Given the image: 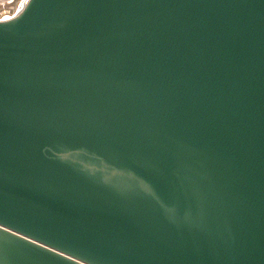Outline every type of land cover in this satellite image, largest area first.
Segmentation results:
<instances>
[{
  "label": "water",
  "instance_id": "1",
  "mask_svg": "<svg viewBox=\"0 0 264 264\" xmlns=\"http://www.w3.org/2000/svg\"><path fill=\"white\" fill-rule=\"evenodd\" d=\"M0 264H264V0L0 20Z\"/></svg>",
  "mask_w": 264,
  "mask_h": 264
},
{
  "label": "built area",
  "instance_id": "2",
  "mask_svg": "<svg viewBox=\"0 0 264 264\" xmlns=\"http://www.w3.org/2000/svg\"><path fill=\"white\" fill-rule=\"evenodd\" d=\"M12 0H7L8 4L0 8V20L7 19L13 15H15L24 5L26 0H17L12 3Z\"/></svg>",
  "mask_w": 264,
  "mask_h": 264
},
{
  "label": "rangeland",
  "instance_id": "3",
  "mask_svg": "<svg viewBox=\"0 0 264 264\" xmlns=\"http://www.w3.org/2000/svg\"><path fill=\"white\" fill-rule=\"evenodd\" d=\"M7 0H0V8L3 7V6H6L8 4V2H6ZM17 0H12L11 2L14 3L16 2Z\"/></svg>",
  "mask_w": 264,
  "mask_h": 264
}]
</instances>
